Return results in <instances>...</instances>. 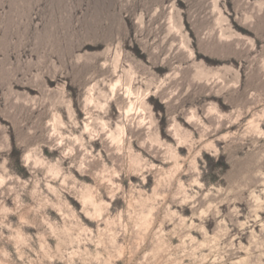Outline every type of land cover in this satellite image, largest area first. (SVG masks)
I'll return each instance as SVG.
<instances>
[{
  "label": "rangeland",
  "instance_id": "obj_1",
  "mask_svg": "<svg viewBox=\"0 0 264 264\" xmlns=\"http://www.w3.org/2000/svg\"><path fill=\"white\" fill-rule=\"evenodd\" d=\"M0 264H264V0H0Z\"/></svg>",
  "mask_w": 264,
  "mask_h": 264
},
{
  "label": "bare ground",
  "instance_id": "obj_2",
  "mask_svg": "<svg viewBox=\"0 0 264 264\" xmlns=\"http://www.w3.org/2000/svg\"><path fill=\"white\" fill-rule=\"evenodd\" d=\"M220 41H221V40H220ZM223 41H224V40H223ZM176 71H177V70H176ZM118 83H119V82H118ZM115 84L117 85V83H115ZM115 84H114V85H115ZM118 85H119V84H118ZM114 87H115V86H114ZM128 87H130V86H128ZM126 89H127V87H126ZM126 92H127V91H126ZM128 92L130 93V89H128ZM129 93H128V94H129ZM129 95H130V94H129ZM129 95H128V96H129ZM125 96L128 97L127 95H125ZM91 97H92V96H91ZM126 97H125V98H126ZM89 98H90V97H89ZM119 98H120V97H119ZM119 98H117V99H119ZM120 99H121V98H120ZM142 99H143V98H142ZM139 100H140V98H139ZM141 101H143V100H140L141 105H140V103L138 102L139 105H140V106H144V105L142 104L143 102H141ZM128 102H129V101H128ZM134 103H135V102H134ZM136 103H137V102H136ZM138 103H137V104H138ZM134 105H136V104H134ZM139 105H137V106H139ZM127 106H128V105H127ZM130 107H131V105H130ZM134 107H135V106H134ZM134 107H132V108H134ZM127 108H128V107H127ZM132 108H131V109H132ZM135 108H137V107H135ZM140 108H141V107H140ZM140 108L138 107V109H140ZM145 108L147 109L146 106H145ZM128 109H129V111L131 110L130 108H128ZM146 109H145V110H146ZM133 110H134V109H133ZM133 110H132V111H133ZM135 110L138 111L137 109H135ZM142 110H143V108L141 109V111H142ZM145 110H144V111H145ZM141 111H140V112H141ZM126 112H127V110H126ZM142 112H143V111H142ZM130 113H131V112H130ZM138 113H139V112H138ZM143 113H144V112H143ZM141 117H143V116H141ZM136 123H137V122H136ZM137 124H138V123H137ZM138 127H139V126H138ZM118 139H119V138H118ZM114 141H115V140H114ZM118 153H119V152H118ZM87 165H88V163H87ZM89 165H90V164H89ZM99 173H100V172H99ZM167 214H168V213H167Z\"/></svg>",
  "mask_w": 264,
  "mask_h": 264
}]
</instances>
